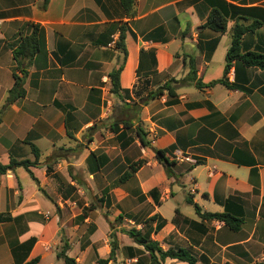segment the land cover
I'll list each match as a JSON object with an SVG mask.
<instances>
[{
  "label": "crops",
  "instance_id": "crops-1",
  "mask_svg": "<svg viewBox=\"0 0 264 264\" xmlns=\"http://www.w3.org/2000/svg\"><path fill=\"white\" fill-rule=\"evenodd\" d=\"M221 1L229 11L223 33L204 27L213 6L219 5L213 0H132L130 15L123 0H49L46 8L44 0H0V165L8 167L0 174V264H26L36 257L42 261L53 251L40 243L65 238L59 236L61 227L69 240H88L89 245L81 248L87 253L90 242L108 240L109 225L98 211H88L84 224L74 221L79 212L67 220L63 211L61 218L32 179V185L22 182L21 171H28L11 166L12 161L34 156L30 144L45 149L47 155L69 145L68 132L79 136L100 121L103 129L82 156L100 151L98 137L107 140L106 150L99 153L105 157L102 171L113 166L125 169L110 200L120 213L131 216L128 220L138 225L137 230L149 232L165 251H189L198 264L261 260L264 69L235 60L226 76L233 89L207 85L225 78L237 25L261 24L242 36L241 53L264 55V0ZM33 24L45 31L46 52L31 64L22 60L28 72L27 94L8 105L15 82L13 49L20 36L31 34ZM122 31L127 55L119 78L123 92L116 97L109 75L124 60L117 47ZM191 60L196 81L190 79ZM171 81L174 96L165 93L148 99ZM198 81L204 86L197 88ZM113 126L117 134L111 133ZM138 127L146 132L150 147L140 144ZM130 129L129 143L123 133ZM105 131L106 140L101 134ZM157 151L167 152L173 164L170 175L157 160ZM177 155L190 161H178ZM140 160L143 167L121 182L130 164ZM66 164L62 161L61 166ZM32 171L44 187L50 179L46 169ZM104 180L109 186V179L104 176ZM53 194L58 196V191ZM190 201L202 213L227 212L243 219L241 230L233 232L223 222L201 218ZM43 212L51 217L46 220ZM153 217L156 220L146 225ZM162 221L165 225L156 232ZM87 224L95 231L77 238L76 232ZM132 247L148 257L143 247ZM70 251L71 247L68 255ZM165 264L187 263L167 259Z\"/></svg>",
  "mask_w": 264,
  "mask_h": 264
},
{
  "label": "rangeland",
  "instance_id": "rangeland-1",
  "mask_svg": "<svg viewBox=\"0 0 264 264\" xmlns=\"http://www.w3.org/2000/svg\"><path fill=\"white\" fill-rule=\"evenodd\" d=\"M16 46L17 45L14 47ZM15 70L16 67L13 71ZM133 112H135V109H133ZM94 125H96L94 130L88 128L80 133L79 136H77L78 132H68L70 143L65 146L69 147L60 146L52 152H48L47 155L45 154L47 152L45 149L42 151L40 150V157L37 161V165L30 168L31 173L28 172L29 174L22 170L20 178L22 182L28 185H32L33 183L31 179L33 180V178H35L37 181H33L41 189L44 196L51 202H49L51 206L53 203V209L56 210L57 215H61V218L63 211L67 220L71 219L73 215H76L79 212L81 215L77 216L74 221H79L81 224H84L85 215H87L88 211H91L92 208H95L94 211H98L99 215L106 219L109 225L107 233L108 240H94L95 245H92L90 242L88 253L87 250L85 251L81 249L89 245L88 240H69V236L67 234L65 235V229H62V227L60 228L61 231H59V236L62 237V235H64L65 238L68 236L69 239L67 238L66 240L71 246L69 255L73 256L78 264H98V259H109L111 244L113 241L117 243L118 248L115 259L111 260L109 264H150L149 256L146 257L144 252L138 250L136 247H132L137 244L127 234L129 230L137 229L136 227H138V225L135 224V222L128 220L131 216L120 213L119 211H121V208L114 205V203L110 200L109 194L117 185L118 178L121 174H123L125 169L113 166L112 168H107L102 171V169L99 168V164L105 161L104 155H99V153H102L107 148V132L105 131L101 133L103 134L102 138L106 141L103 142V140L98 137L101 141L97 144L99 146L98 150H100L98 153L91 152L86 157L82 156L85 150L89 149L91 146L94 140V135L99 131V129H103L104 121L96 122ZM131 131L132 129L123 133V137H129V143L131 142ZM111 133L117 134L118 132H116V130H112ZM135 149L138 148H133L132 150ZM28 161L34 162L35 157L33 156ZM62 161H65L67 164L65 166H61ZM33 168L46 169L47 175H49L50 179L44 187H41L39 180L32 171ZM59 170L65 173L67 180L61 179L62 173ZM37 173L39 174V172ZM91 176L92 178L90 179L89 177ZM104 176L111 182L109 186H107ZM91 187H93V189ZM54 191H58V196L57 194H53ZM61 192L63 193L59 194ZM61 204L63 205L64 210L61 208ZM73 209L76 212L73 213ZM42 215L46 220L51 217V213L43 212ZM92 230L95 231L92 229V225H82L81 229L76 232V236L77 238L82 237L84 234L86 235V233L87 236H89ZM48 243L49 241L42 240L40 246L46 245V249H50L54 253L47 252L41 261V264H63V262L57 258V253L60 252L63 247L61 238H59V240H54V243L52 244ZM132 256H136L137 258L135 260H131ZM258 263H264V256L255 264Z\"/></svg>",
  "mask_w": 264,
  "mask_h": 264
},
{
  "label": "trees",
  "instance_id": "trees-1",
  "mask_svg": "<svg viewBox=\"0 0 264 264\" xmlns=\"http://www.w3.org/2000/svg\"><path fill=\"white\" fill-rule=\"evenodd\" d=\"M214 2H217L219 5L213 6V9L208 17V20L204 27L218 33H223L227 29V23L229 19V11H228V4L221 0H213ZM132 0H123V6L125 9V12L130 15V12L132 10ZM49 0H44V8L48 5ZM261 24L258 22H255L253 25L249 27H243L240 25H237L234 28L233 33V40L231 48L228 51V61L229 63L226 66L225 69V78L222 80L213 82L211 84H208L207 86L212 87L216 84H222L225 87L229 89H233V86H231L227 80L226 76L229 71V67L232 61H240L247 67H257L260 69H264V55L248 52L245 54L241 53V39L242 36L251 30H254L255 28L259 27ZM32 32L30 35L20 37V40L17 44V46L13 49V58L16 63V70L13 72V78H14V86L9 91V97L7 100V104H13L19 99H22L26 96L27 92L25 90V78L28 76V72L26 69L23 68L22 60H29V64L32 63L33 59L37 56H42L46 52V35L43 28H41L38 25H32ZM117 47L122 50L124 54V60L122 64L120 65L119 69L113 71L110 73L109 77L112 84L111 92L116 97H121V86H120V73L123 70L124 64H125V57L127 55L126 47H125V31H122L119 42L117 44ZM186 61V60H185ZM190 79L191 81H196V69L194 61H190ZM174 81H171L170 83H166L164 86L159 88L154 93H151L148 97V99L156 98L161 95H164L165 93H168L171 96H174L173 92V85ZM204 85L201 82H196V87L201 88ZM134 107H136V104H132ZM94 125L91 130L95 129ZM125 127L131 128L132 125L130 124H124ZM111 130H114V126ZM137 138L140 141V144L143 147H150V141L147 138L146 132L141 128L138 127L136 130ZM32 153L35 157V161H22V162H15L12 161L11 165H18L21 167H24L29 173L30 168L37 165V161L40 157V151L39 149L34 145L30 144ZM166 151H157L156 157L160 164L163 165L166 172L170 175V169L172 167V163L169 162V160L166 157ZM145 164L144 161L140 160L136 163L130 164V171L123 175L121 182L127 181L132 177V175L137 172L139 169L143 167ZM102 164H99V168H101ZM8 167L0 165V174L6 173ZM33 178V177H32ZM34 181H37L35 178H33ZM154 194V191L152 192ZM190 204L194 205L195 210L197 214L207 220H216L219 222H223L231 231L238 232L241 230V227L243 225V219L235 217L229 213H223V214H211V213H202L201 208L198 205L193 204L192 201L189 202ZM95 208H92L91 210H94ZM156 217L150 218L147 222H145L146 225L150 221H155ZM165 225V221H162L159 223L156 227V232L160 231L163 226ZM127 234L133 239V241L143 247L145 252H147L149 258H150V264H164L167 259L177 260L180 262H184L187 264H198V259L189 251L182 249V248H170L168 250H164L159 242L151 239L149 232L144 233L141 230L137 229H131L127 232ZM61 242H63V247L60 250V252L57 253L58 260L62 261L63 264H78L77 261L70 257L68 255V251L70 250V244L65 238H61ZM117 243L113 241L111 244V253L110 257L107 260L98 259V264H109L111 260H114L116 257V251H117ZM41 261L40 257H36L29 261L26 264H39ZM258 264H264V263H258Z\"/></svg>",
  "mask_w": 264,
  "mask_h": 264
},
{
  "label": "built area",
  "instance_id": "built-area-1",
  "mask_svg": "<svg viewBox=\"0 0 264 264\" xmlns=\"http://www.w3.org/2000/svg\"><path fill=\"white\" fill-rule=\"evenodd\" d=\"M175 159L178 160V161H188V162L190 161V159L187 156H184V155H177L175 157Z\"/></svg>",
  "mask_w": 264,
  "mask_h": 264
}]
</instances>
